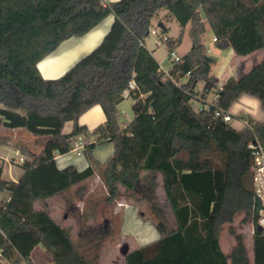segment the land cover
Instances as JSON below:
<instances>
[{
    "label": "trees",
    "instance_id": "trees-1",
    "mask_svg": "<svg viewBox=\"0 0 264 264\" xmlns=\"http://www.w3.org/2000/svg\"><path fill=\"white\" fill-rule=\"evenodd\" d=\"M161 10H167L166 21L190 24L193 43L169 75L146 46ZM110 14L115 20L96 48L63 75H42L41 60ZM207 23L220 49L233 48L238 55L264 49V0H0V121L46 137L40 152L22 162L24 173L17 181L5 178L0 167V191L9 192L0 204L1 260L31 264V253L41 244L56 264H92L69 230L34 203L94 174L92 165L60 168L56 156L70 152L73 138L88 131L81 115L101 105L107 120L94 131L97 141L84 149L93 159L99 143H114L103 171L108 200L118 196L120 185L136 190L144 170L158 171L176 220L175 228L158 220L160 238L128 251L125 264H264L250 147L254 141L264 146V121L247 115L242 118L246 126L237 129L216 114L217 108L229 112L244 94L258 98L264 110V58L219 89L214 57L204 41ZM167 39L170 52L182 35ZM211 91L216 102L197 110L193 100ZM127 96L135 100V116L123 126L118 106ZM67 121L74 125L64 133ZM239 213L242 223L254 228L253 262L245 234L235 225ZM225 225L236 241L229 254L221 246Z\"/></svg>",
    "mask_w": 264,
    "mask_h": 264
},
{
    "label": "rangeland",
    "instance_id": "rangeland-1",
    "mask_svg": "<svg viewBox=\"0 0 264 264\" xmlns=\"http://www.w3.org/2000/svg\"><path fill=\"white\" fill-rule=\"evenodd\" d=\"M168 23L169 21H166V24ZM168 25L170 26V30L166 33L168 36L177 38L180 34L182 35V42L179 46L175 47L174 50L178 56H181L186 51L190 50L193 45L189 35L190 26L182 27L176 19H173V22ZM208 26L209 24L207 23V27ZM156 27H158V25L153 26V28ZM158 38L159 36L155 33H150L147 38V45L149 49L156 52L161 66L165 71H168L173 65L169 57V48L167 43L158 45ZM205 41L206 45L212 49L209 53L214 57L212 70L220 82L225 76L228 63H230L229 59L231 54L230 51H228L229 48L219 49L216 46L214 34L210 30V26L205 33ZM263 57L264 49L256 50L248 55L237 54V59L233 60V63H236L235 74L242 76L261 61ZM219 82L218 88L220 89ZM198 89L199 92L202 93L204 89L203 82L199 83ZM244 95L251 96V98L244 99L238 104H234L230 109V113L233 115V120L231 122L236 126H241L242 122L240 119L247 116L249 113L254 112L253 115L257 118H262L264 115L260 100L249 94ZM216 99L217 93L213 91L203 96L201 95V100H193V104L197 108H200L202 105H207V103L216 102ZM132 103L133 100L127 98L119 105L121 120L128 119L130 121L134 118L135 112ZM251 106L254 108H251ZM123 111L125 112L123 113ZM89 114L90 113H87L83 116V120L87 121L88 131L80 135L86 143L92 141V127L99 121V118L89 117ZM124 116L126 118H123ZM14 130L15 129L3 126L0 121V149H2L3 154L7 156L0 159V164H5L8 170L12 168V174H14L15 169L17 171L20 170L21 168L18 164H22L20 162L14 164L15 158H19L20 156L25 158V155L32 154V151L39 153L46 140L45 136H36L26 129ZM77 145V137H74L72 143L73 149L66 153L64 158L78 164L80 163L79 165H81V163H84L88 159V156L84 148L81 149L82 155L76 156L75 147ZM113 150L114 144L108 142L97 146L94 154L104 156L110 154ZM2 151H0V153ZM10 164H14L15 166H11ZM6 175L7 177L11 176L10 174ZM162 181L163 178L161 173L158 171H149L144 174L141 173V182L136 190L127 189L125 186L120 185L118 196L112 200H108L103 189H96L93 195L88 194V196L84 198L85 205H81V207L84 206L83 208H85V221L92 216L96 220V223L89 226L90 224H86L82 221L83 223L81 222L80 224L83 225L81 237L72 234L77 250L92 264H125V254L127 251L138 248L143 245V243L153 239V234L157 233L155 223L158 220H164L169 227L172 228L176 220L165 196ZM94 202L95 207L92 209L91 206ZM80 211L81 209L78 212L72 213L70 210L65 209L61 211V213H54V216L58 219V222L61 221L66 225L72 226L74 223L76 224L77 220H81ZM64 212H67L66 218L64 217ZM242 217L243 213L235 217V225L239 232L245 234V242L249 252L252 247L251 240L253 229L251 222L242 223ZM225 226L222 231V233H225L223 241L225 245H228L230 241L229 236L231 234L227 229V225ZM225 248L226 247L223 245V249ZM32 256L35 264H56L50 252L43 247H37ZM0 264H6V262L0 258ZM31 264L34 263L32 262Z\"/></svg>",
    "mask_w": 264,
    "mask_h": 264
},
{
    "label": "crops",
    "instance_id": "crops-1",
    "mask_svg": "<svg viewBox=\"0 0 264 264\" xmlns=\"http://www.w3.org/2000/svg\"><path fill=\"white\" fill-rule=\"evenodd\" d=\"M115 1H118V0H105V2H107V3L115 2ZM166 13H167V10H161L160 13H159V15L156 16L157 18L154 17V19H153V26L154 25H158L159 26L161 20L164 19V15ZM114 20H115V15L114 14H110L103 21H101L97 26H95L92 30H90L88 33H86V34H84L82 36L71 37V38L66 39L65 41H63L56 50H54L51 54H49L47 57H45L43 60H41L39 62L38 67H39L42 75L45 78H57V77L63 75L79 59H81L83 56H85L86 54H88L89 52H91L94 48H96L101 43V41L103 40V38L105 37V35L110 30V28H111ZM168 21H169V23H172L173 22V18H169ZM163 22H165V25L170 30V26L168 25L169 23L166 24V21H163ZM187 26H190V24H188ZM207 28L209 29V26ZM189 31H190V29H189ZM169 37H172V36H169ZM172 38H174V37H172ZM204 41H205V35H204ZM181 42H182V40H181ZM205 44H206V41H205ZM179 45H180V43L177 44L176 47L179 46ZM146 46L148 47V45H147V39H146ZM207 48H209V51L208 52L210 53L212 49H210V47H208V46H207ZM149 50H151V49H149ZM151 51L154 54V56L156 57V59L158 60V57L156 56V52L154 50H151ZM189 51L190 50L186 51L181 56H184ZM228 51H230V54H231V57L229 59V62L230 63H228V67H227V71L225 73V76L219 82L220 87H222L224 85V83L227 81V79L229 77H231V76L240 77L239 75L235 74L236 63H233V60L234 59H237L236 58L237 53L234 51L233 48H229ZM159 63H160V61H159ZM162 69L164 70L163 67H162ZM203 84H204V82H203ZM211 92H213V91H211ZM127 94H128V92H126V95ZM127 98H129V99L131 98L133 100L132 105H134L135 100L132 97H128L127 96L126 99ZM249 98H251V96L243 95L237 101V103L235 102L234 104H238L242 100L249 99ZM123 102H121L119 105H121ZM251 108H254V107L251 106ZM230 109H229V112H230ZM119 112H120V108H119ZM124 112L125 111H123V113ZM87 113H90L89 114V117L99 118V121H100V122L98 121V123L95 124L92 127V131H91V135H92L93 139L90 142H96L97 139H98V134L94 133V131L96 130V128L99 125L103 124L107 120V117L105 115V112H104L102 106L101 105H95V106L91 107L89 110H87L80 117V124L81 125H86L87 127H88L87 121L83 120V116L86 115ZM253 114H254V112L253 113H249L248 115L251 116V117H253L255 120L264 121V115L262 116V118H257ZM118 118H119L120 124L123 125V126L126 124V122L129 121L128 119L127 120H125V119L121 120L120 119L121 117H120V114L119 113H118ZM123 118H126V117L124 116ZM240 121L242 122L241 123V126H236L234 123H232V122L231 123L237 129H242V128H244V126H246V123L242 119H240ZM73 125H74L73 124V121H67L65 123L63 132L64 133L71 132L72 129H73ZM3 126H4V124H3ZM7 128H9V127H7ZM11 129L23 130L24 128H22V129H19V128H11ZM4 136H6V135H4ZM104 143H108V142L99 143L97 146H99L101 144H104ZM16 146H18V145H16ZM114 149H115V147H114ZM0 151H2V149H0ZM84 151H85V149H84ZM94 151H95V149L93 150V154H92V158L93 159H91V157L89 156V154H87V152H86V154L88 156V159L84 163H81V165H79L80 163L78 164V163H75L73 161H69V159L64 158V156L66 155V153L65 154H57L56 161H57V164H58V166L60 168H65V167H68V166H71L72 165V166L77 167L78 170H83V169L87 168L88 166L92 165V167L94 169V174L91 177H89V178L81 181V183L74 184L69 189H67V190H65L63 192H60L58 194H55V195L50 196V197L45 198V199H39V200L35 201V203H34V206H35V208L37 210H46L57 223L60 222L59 224L61 226L66 227L69 230V232H70L71 238H72V234L78 235V236L81 237V234L83 232V230H82L83 225H80V224H81L82 221H84L86 224H90L89 226L93 225V223H96V220L92 216L89 217V219H87V221H85V208H83L84 206L81 207V205H85L84 198L87 197L88 194L93 195L95 193V190L96 189L97 190H102L103 189L105 191L104 193L107 196V198H108V195H109V190H108L107 184H106V182L103 179V171H104V169H105L108 161L112 157V155L114 153V150L110 154H108V155L106 154L104 156H100L98 154L96 155V154H94ZM35 154H37V153L32 151V154L25 155V158L26 159H31L32 158L31 156H34ZM6 155H8V154H6ZM81 155L82 154H77L76 153V156H81ZM4 157H7V156H5V154H3V151H2L0 153V159L1 158L3 159ZM19 158H15L14 164L20 162ZM20 163H22V162H20ZM14 164H12V165L10 164V165L11 166H15ZM1 166L3 167V176L5 178H7V179H12V180L17 181L18 179H20V177L24 173V169L19 164H18V166H20L21 169L18 170V171L15 169L14 170V174H12V171H11L12 168H10L8 170V167L5 164H0V167ZM145 172H149V170L148 171L147 170H144L142 172V174H144ZM159 173H161V172H159ZM6 174H10L11 176L7 177ZM162 178H163V175H162ZM162 182H163V189H164V181H162ZM164 192H165V190H164ZM165 196H166V193H165ZM8 198H9V192L8 191H0V204H3L4 201L7 200ZM166 198H167V196H166ZM168 203H169V201H168ZM94 207H95V202L91 206V208L93 209ZM65 209L70 210V212H72V213L78 212L81 209V211H80V213H81V220H77L76 221V224L74 223L72 226L71 225H66V224H64L61 221L58 222V219H56V217L54 215L57 214V213H61V211H64ZM172 213H173V211H172ZM240 214H242V213H239L238 215H240ZM66 215H67V212H64V217L65 218H66ZM173 216H174V214H173ZM174 223L175 224H174L173 228L176 227V221ZM252 229H253V231H252V235H253L254 228L252 227ZM156 230H157V228H156ZM224 234L225 233L223 232L222 235H221V246L223 248V245H224L226 248L223 249V250L227 254H229L232 251L233 247L235 246L236 241H235V237L233 235H230L229 236V238H230L229 244L228 245H225L224 244V241H223L224 240ZM158 238H160V234H159V232L157 230V233L156 234L155 233L153 234V239L150 240V241H147V242L143 243V245L146 244V243H148V242L157 240ZM245 239H246V237H245ZM251 241H252V247L250 249L251 251H249L248 254H249L250 261L253 262L254 261L253 239ZM37 247H40L41 248V247H43V245H41V244L37 245L33 249L32 253H31V259H32V262L34 264H35V261H34L32 255H33V252L37 249Z\"/></svg>",
    "mask_w": 264,
    "mask_h": 264
},
{
    "label": "built area",
    "instance_id": "built-area-1",
    "mask_svg": "<svg viewBox=\"0 0 264 264\" xmlns=\"http://www.w3.org/2000/svg\"><path fill=\"white\" fill-rule=\"evenodd\" d=\"M156 16L157 15H155V17ZM151 33H155L156 35L159 36L158 42H157L158 45L167 43L168 35L162 33V28L160 26H158L156 28H153V26H152L151 27ZM216 39L217 38L214 37L215 41H216ZM174 50L175 49H173L169 52V57L171 58L172 63L178 62L181 60V56H178ZM165 72L167 75H169V70L165 71ZM188 75L189 74H187V76ZM129 86L131 88H134L135 82L131 81ZM196 100H198V99H196ZM194 107L197 110H199V109H203L204 105H202L200 108H197L195 105H194ZM208 107H209V104L207 103V105H205V108H208ZM216 114L218 116H222L223 119L227 122H231L233 120V115L230 112H225L221 108L216 109ZM77 140H78V145L75 147V150H76L77 154H81V149L85 148L86 144L89 142L86 143L80 135L77 136ZM250 147L252 148V153H253L252 172H253V187H254L255 199H256V204H255L254 210L256 212V208H257L258 204L261 203L262 206H261V209L259 211V215L257 216V218H258V225H261L264 228V146L261 143H259L258 141H254L250 144ZM19 160H20V162H24L25 158L20 156ZM6 264H11V263L6 262Z\"/></svg>",
    "mask_w": 264,
    "mask_h": 264
},
{
    "label": "water",
    "instance_id": "water-1",
    "mask_svg": "<svg viewBox=\"0 0 264 264\" xmlns=\"http://www.w3.org/2000/svg\"><path fill=\"white\" fill-rule=\"evenodd\" d=\"M159 26H160L161 28H163V24L160 23ZM261 206H262L261 203H259L258 206H257V208H256V212H255L256 216L259 215V211H260V209H261ZM257 228H258V230H264V228H263L261 225H258ZM126 250H127V248H126ZM127 252H128V251H127ZM127 252H126V253H127Z\"/></svg>",
    "mask_w": 264,
    "mask_h": 264
}]
</instances>
